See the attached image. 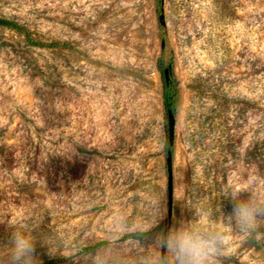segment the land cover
I'll use <instances>...</instances> for the list:
<instances>
[{"label":"rangeland","instance_id":"rangeland-1","mask_svg":"<svg viewBox=\"0 0 264 264\" xmlns=\"http://www.w3.org/2000/svg\"><path fill=\"white\" fill-rule=\"evenodd\" d=\"M0 18L68 45L0 27V256L12 224L47 238L41 261L138 264L158 233L125 235L264 190V0H0ZM161 57L180 93L171 210ZM215 264H264V238Z\"/></svg>","mask_w":264,"mask_h":264},{"label":"clouds","instance_id":"clouds-1","mask_svg":"<svg viewBox=\"0 0 264 264\" xmlns=\"http://www.w3.org/2000/svg\"><path fill=\"white\" fill-rule=\"evenodd\" d=\"M229 201L230 211L223 210L216 219L202 214L197 221L167 224L157 234L155 247L142 255L138 264H215L230 251L234 236L264 238V190L247 196L233 190ZM9 226L10 238L0 264H41L37 244L44 246L47 238L38 241L27 225ZM48 251L53 255L50 248Z\"/></svg>","mask_w":264,"mask_h":264},{"label":"trees","instance_id":"trees-1","mask_svg":"<svg viewBox=\"0 0 264 264\" xmlns=\"http://www.w3.org/2000/svg\"><path fill=\"white\" fill-rule=\"evenodd\" d=\"M0 27L4 29H9L15 32H18L25 38V42L28 46L34 47V48H41V49H49V50H56L58 48H63L68 46L67 44L57 41L52 42H44L39 40L38 38H34L31 34V32L24 28L21 24H19L16 21L0 18ZM172 61L164 62L163 57L159 59L158 62V68L163 73V71L171 67V76L169 81L167 82L164 74H163V105L165 113L167 114V111L173 110V113L177 111L178 105H179V86L176 79L172 76ZM168 146V143H167ZM163 230L162 226L156 227L151 231L147 232H133L129 233L124 236V240H135L138 242H148L152 239V237ZM107 245V242H99L93 246L84 247L83 251L86 253H95L97 250L103 248ZM59 260L56 259H47L41 261V264H58Z\"/></svg>","mask_w":264,"mask_h":264},{"label":"water","instance_id":"water-1","mask_svg":"<svg viewBox=\"0 0 264 264\" xmlns=\"http://www.w3.org/2000/svg\"><path fill=\"white\" fill-rule=\"evenodd\" d=\"M159 22L162 26L166 25L164 9L161 8V13L159 16ZM165 49V42L163 41L161 44V50ZM164 77L168 82L171 76V67L166 68L163 71ZM167 157H166V165L168 172V200H169V209L171 210L172 202H173V146L175 143V135H176V116L173 113V110L167 111Z\"/></svg>","mask_w":264,"mask_h":264}]
</instances>
